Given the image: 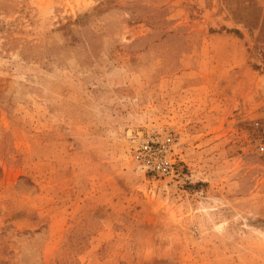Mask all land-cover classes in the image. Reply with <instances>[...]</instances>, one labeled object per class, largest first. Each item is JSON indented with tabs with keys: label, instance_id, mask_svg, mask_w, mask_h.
Listing matches in <instances>:
<instances>
[{
	"label": "rangeland",
	"instance_id": "374dc122",
	"mask_svg": "<svg viewBox=\"0 0 264 264\" xmlns=\"http://www.w3.org/2000/svg\"><path fill=\"white\" fill-rule=\"evenodd\" d=\"M264 0H0V264H264Z\"/></svg>",
	"mask_w": 264,
	"mask_h": 264
},
{
	"label": "built area",
	"instance_id": "2783aa9c",
	"mask_svg": "<svg viewBox=\"0 0 264 264\" xmlns=\"http://www.w3.org/2000/svg\"><path fill=\"white\" fill-rule=\"evenodd\" d=\"M260 150H261V151H264V146H261V147H260Z\"/></svg>",
	"mask_w": 264,
	"mask_h": 264
}]
</instances>
